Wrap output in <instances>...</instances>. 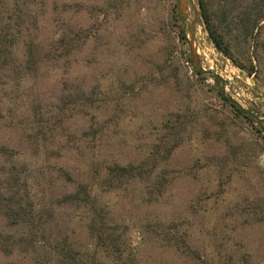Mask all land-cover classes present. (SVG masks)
Instances as JSON below:
<instances>
[{
    "label": "rangeland",
    "instance_id": "obj_1",
    "mask_svg": "<svg viewBox=\"0 0 264 264\" xmlns=\"http://www.w3.org/2000/svg\"><path fill=\"white\" fill-rule=\"evenodd\" d=\"M209 1L215 23L230 37L244 69L211 42L196 0L188 3L185 19L174 16L178 0H45L39 20L40 55L48 50L46 44H58L66 31L83 46L70 59L39 62L24 77L17 69L0 71V193H5L10 174L17 172L25 178L35 209L53 210L51 225L42 237L37 235L35 249L6 254L0 245V264H57L48 260L42 243L64 237L74 250L92 256L93 264L104 260L87 231L86 210L53 206L62 192L75 186H64V170L75 181L93 186L105 165L149 161L151 154H162L163 147L171 149L158 165L164 188L143 180L116 188L94 185L129 255L139 264H206L191 261L169 245L174 238L186 241L192 234L194 246L209 252H202L209 264L228 263L230 254L232 261L249 258L247 250L254 257L246 264H264V220L228 232V240L219 227L227 200L257 205L264 215V121L256 122L264 116V21L259 45L253 48L238 25V13L248 0ZM194 10L201 66L218 74L224 84L192 70L186 39ZM21 52L19 47L16 54ZM251 67L254 72L249 74ZM221 87L250 110L253 125L220 99ZM78 89L108 93L109 107L99 113L109 119L108 126L96 147L87 132L92 111L79 105L61 107L68 92ZM258 126L262 133L255 131ZM232 150H240L241 156L232 162V180L225 185L209 163ZM7 234L26 237V230L10 227L0 213V243Z\"/></svg>",
    "mask_w": 264,
    "mask_h": 264
},
{
    "label": "trees",
    "instance_id": "obj_2",
    "mask_svg": "<svg viewBox=\"0 0 264 264\" xmlns=\"http://www.w3.org/2000/svg\"><path fill=\"white\" fill-rule=\"evenodd\" d=\"M196 2L199 9V17L211 42L219 51L230 58L235 65L244 69L242 63L236 59L233 53L230 37H227L228 34L222 31L219 25L215 23L210 1L196 0ZM44 5H47V3L45 4V0H0V71H9L11 68L13 70L17 69V73L21 77H24L28 72L36 70L39 62L50 61L55 63L61 57H64L65 60L70 59L83 46V43L74 41L72 31H66L57 38L58 40L56 42L58 44H46L48 48L46 50L47 52L45 51L43 55H40V52L42 53V45L38 40L40 32L39 20L45 13ZM63 6L66 7L67 5L63 4ZM240 10L238 13V25L243 30L244 36L248 39L249 46L256 48L259 45V28H261L262 22L264 21V0H248L242 4ZM61 12H65V8H62ZM174 16L176 19L181 17L180 13L175 10V7ZM19 47L22 50L21 55L16 54ZM188 60L191 61L189 58ZM192 70L195 75L203 76L195 70L193 64ZM253 72V67L248 69L249 74ZM68 85L70 88L72 87L71 83H68ZM98 94L101 97H98ZM102 94L105 96H102ZM102 94L100 92L84 91L81 89L77 91L71 90L68 92L67 101L63 102L61 106L62 110H64L67 107L79 105L81 107L85 106L92 111L91 117L93 122L88 125L87 132L95 139L96 143L93 147L102 144V138L105 136V130L108 126L109 119H106L107 117L101 118V114L99 116L101 111L108 109L110 103L106 97L108 93L102 92ZM217 94L222 101L233 107L222 96L221 91H217ZM233 109L244 118V121L253 125L255 120L251 119L249 115H244L234 107ZM95 125H99V128H96ZM174 126L171 125L170 127L173 128ZM254 128L258 133H262L260 126ZM262 138L264 139V134ZM162 151L163 153L160 155L151 154L149 161L143 159L137 164H121L115 161L105 165L103 171H100L96 177L98 183L93 182V186L92 184L75 181L68 170L65 171L63 169V173L67 178V181L63 183L64 186L69 187L66 183L72 182L75 183V186L71 191L62 192L53 202V206L85 209L87 231L96 241V247L99 252L101 251L104 260H109L111 264L139 263L134 257L129 255L127 247L121 244V237L116 235L114 230H112L110 213L104 208L98 195L94 192V185L106 183L104 185L107 187L113 186L116 188L122 186V184L143 180L150 181L156 185L158 184L160 185L159 188H164L165 183L159 181L161 167H158V165L169 158L171 149L163 147ZM229 153V155L223 158H215V160L213 159L209 163L217 168L219 174L221 173L220 178L225 185L232 180V162L237 163L241 156L240 150L239 152L232 150ZM224 184L221 185L224 186ZM4 185L5 188L3 190L5 193H0V213L10 227L15 230L25 229L26 237L20 234L18 236L17 234H7L0 243L1 249L6 254H11L14 249L23 251L31 247L35 249L39 244L36 240L37 235L42 237L44 231H47L46 229L51 225L53 210H51V207H48L50 210L48 208L35 209V205L27 192L25 178L21 177L19 173L12 172ZM20 188H23V192H20ZM230 189L231 187L228 186V191L225 193L228 194ZM227 202L228 204H225V211L219 220L221 233L226 240L229 239L228 232L242 230L248 226L263 223L264 215L257 205L237 204V202L233 204L229 200ZM215 240L213 239V242H208L214 243ZM42 245L47 247L48 260H55L57 264H93L92 261H89L92 256L86 253L81 254L79 251L74 250L65 237L64 239H46V243H42ZM169 245L174 247L176 251L186 254L195 263L205 262L209 264L207 259L202 258V252L205 255L209 252L206 249L205 251H200L194 246L192 234L186 235V241L180 238H174ZM216 250L215 248L213 252ZM245 254L249 258L245 256L234 261H232V254H230L228 255L229 262H223L221 264H246L254 256L250 253V250H247ZM104 260L98 261L96 264H104Z\"/></svg>",
    "mask_w": 264,
    "mask_h": 264
},
{
    "label": "water",
    "instance_id": "obj_3",
    "mask_svg": "<svg viewBox=\"0 0 264 264\" xmlns=\"http://www.w3.org/2000/svg\"><path fill=\"white\" fill-rule=\"evenodd\" d=\"M188 3H190L191 5H193L192 3V0H178V10H179V13L181 15V17H183V19L186 18L187 14H186V9H187V6H188ZM197 11L194 10V17L190 23V26H189V38L186 39V42L189 46V58L195 68V70L202 74V75H208L210 77H212L214 79L215 82L217 83H222L224 84V80L218 75L216 74L215 72L211 71L210 69H204L202 66H201V63H200V59H199V56L197 54V49H196V45H195V25H196V19H197ZM186 28V25L182 24V32L184 34V30ZM221 91V94L223 97H225L228 102L238 111H240L241 113H243L244 115H249L250 114V110L249 109H246L244 107H242L240 105V103L235 100L234 98L230 97V96H227L225 95V89L224 87H221L220 89ZM260 121H264V116H262V118H256V122L259 123Z\"/></svg>",
    "mask_w": 264,
    "mask_h": 264
},
{
    "label": "built area",
    "instance_id": "obj_4",
    "mask_svg": "<svg viewBox=\"0 0 264 264\" xmlns=\"http://www.w3.org/2000/svg\"><path fill=\"white\" fill-rule=\"evenodd\" d=\"M186 64H187V67H188L189 69H191V66L189 65V63H188V62H186Z\"/></svg>",
    "mask_w": 264,
    "mask_h": 264
}]
</instances>
